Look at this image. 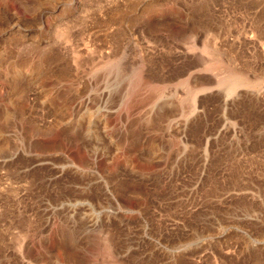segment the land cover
I'll return each mask as SVG.
<instances>
[{
    "label": "rangeland",
    "instance_id": "rangeland-1",
    "mask_svg": "<svg viewBox=\"0 0 264 264\" xmlns=\"http://www.w3.org/2000/svg\"><path fill=\"white\" fill-rule=\"evenodd\" d=\"M0 264H264V0H0Z\"/></svg>",
    "mask_w": 264,
    "mask_h": 264
}]
</instances>
